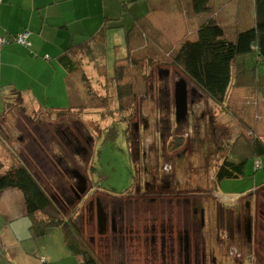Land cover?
Returning a JSON list of instances; mask_svg holds the SVG:
<instances>
[{
  "label": "rangeland",
  "instance_id": "rangeland-1",
  "mask_svg": "<svg viewBox=\"0 0 264 264\" xmlns=\"http://www.w3.org/2000/svg\"><path fill=\"white\" fill-rule=\"evenodd\" d=\"M96 49L89 58L81 50L75 59L87 76L82 72L71 79L74 111H28L17 97L9 99L7 111L0 116V174L23 162L43 175L42 185L56 204L50 214L57 218L69 210L73 218L80 214L84 237L95 242L103 264H163L160 255H144L145 242L139 236L144 238L146 226L169 225L172 213L175 233L191 232L199 261L205 255L201 262L206 264H264V255L252 250L257 246L264 252L259 238L264 237V187H256L264 181V166L255 171L252 155L257 142L264 144V99L258 96L264 94V76L258 78L264 74V63H258L253 54L246 58V68L242 60L241 65L235 63L232 85L219 105L174 67L178 48H164L167 53L161 60L146 55V48L129 49L124 61L119 60L124 48L111 43L105 52ZM115 67H123L122 100L116 90ZM243 70L247 71L241 76ZM181 78L189 84L188 117L177 123L174 83ZM127 128L138 158L135 164ZM41 144L50 150L40 149ZM143 153L147 154L144 160ZM244 156H248L245 175L217 182L216 172L227 157ZM80 178L87 188L78 199L63 186L70 187ZM98 202L108 208L109 219L111 212L116 213L118 232L108 227L101 234ZM122 215L125 226L128 221L134 232L124 230L116 240ZM247 222L252 223L251 237L254 233L251 244L244 236ZM176 247L178 253V241ZM177 256L171 262L167 255L164 264H180Z\"/></svg>",
  "mask_w": 264,
  "mask_h": 264
},
{
  "label": "crops",
  "instance_id": "crops-1",
  "mask_svg": "<svg viewBox=\"0 0 264 264\" xmlns=\"http://www.w3.org/2000/svg\"><path fill=\"white\" fill-rule=\"evenodd\" d=\"M208 6L207 12L196 14L191 0H1L0 37L9 39L27 31L31 45L10 43L0 51V110L10 104L8 98L21 96L24 110L69 112L71 79L82 72L87 76L84 67L77 64L78 70L71 72L63 63L67 57H77V50L89 58L88 47L103 50L112 43L124 48L121 61L129 56V49L139 48L161 60L167 53L164 48L195 41L207 20L213 19L231 40L258 22L256 0H209ZM103 30L106 41L95 43ZM242 61L246 68L247 61ZM44 147L50 150L49 145ZM36 220L43 222L46 217L39 213ZM74 254L60 228L34 226L20 190L0 192V264H42V258L45 264H81Z\"/></svg>",
  "mask_w": 264,
  "mask_h": 264
},
{
  "label": "trees",
  "instance_id": "trees-1",
  "mask_svg": "<svg viewBox=\"0 0 264 264\" xmlns=\"http://www.w3.org/2000/svg\"><path fill=\"white\" fill-rule=\"evenodd\" d=\"M191 2L196 14H202L209 10V0H191ZM256 6L258 22L255 27L240 31L236 38L231 40L226 36L223 28L213 19L207 20L200 26L198 38L195 41L186 40L182 42L173 56L172 64L174 67L179 68L181 73L203 91L209 100L219 105L224 103L232 85L235 63L241 65L239 60H246L250 54H253L258 63H264V0H256ZM95 39H97L95 43L96 41H106L105 30ZM93 49L96 52L95 47H88L86 52L90 54ZM103 51L105 52V49ZM77 53L81 52L77 50ZM73 58L75 59L76 55ZM74 59L67 57L63 60L71 72L78 70ZM122 70L123 67L114 68L119 100L123 98L120 85L123 78ZM246 71L242 73L244 74ZM263 76L259 75L258 78ZM16 97L22 101L21 96ZM71 99L72 105L69 111L75 110L72 95ZM7 100L9 102V98ZM8 105L7 108L5 106L1 115L8 109ZM120 105L122 106V104ZM128 130L129 128L126 130V140L129 143ZM253 150L254 156L257 155L255 157V171H258L264 166L263 161H261V156L264 155V144L257 142ZM247 157H227L216 172L217 182L221 184L226 179H237L245 175ZM258 162L260 165L257 166ZM263 184L264 181L256 187ZM7 189H18L23 193L25 213L34 226L44 227L45 230L60 228L63 231L66 245L75 253V256L81 258V264H103L99 260L95 248L84 237L83 227L78 219L74 220L72 216L63 217L62 215L57 218L50 214L51 208L56 205L55 199L48 193L37 174L26 163L22 162L18 166H12L0 176V192ZM39 213L44 214L45 221L38 222L36 220Z\"/></svg>",
  "mask_w": 264,
  "mask_h": 264
},
{
  "label": "flooded vegetation",
  "instance_id": "flooded-vegetation-1",
  "mask_svg": "<svg viewBox=\"0 0 264 264\" xmlns=\"http://www.w3.org/2000/svg\"><path fill=\"white\" fill-rule=\"evenodd\" d=\"M126 59H127V57H126ZM169 73L170 72L168 71L167 75H169ZM174 84H176V82ZM191 84H193V82H191ZM188 86H189V84H187V88H188ZM188 94H189V91H188ZM168 103H170V101H168ZM167 108H169V107H167ZM131 145H132V142L130 140L129 151L131 152V155L133 157V161L135 164V159H138V158L135 155V153L133 152L134 150L131 148ZM139 154H140V149L137 150L138 157H139ZM146 155H147L146 153H143V155H142L143 160L146 159ZM135 167H136V165H135ZM75 172H77V171H74V174H75ZM75 175L77 176L78 174L76 173ZM168 183H169V181H167L165 183V185L169 186L170 184H168ZM260 187H264V184L259 186V188ZM86 188H87V183L83 184V181L81 180V178L79 180L78 179L75 180V183H72L70 187L69 186L68 187L63 186L64 190L69 189V191L74 193L73 195H75V197H77L78 199H79V195L82 193L81 190L84 191V189H86ZM66 199H68L66 201H67V203H69V205H73L72 204L73 202H70V201H72V199H70V197H67ZM255 203L259 204L258 201H255ZM98 205L99 206H97V221H98L99 227H101V228H99L101 234H103L102 233L103 230L104 231L107 230L108 227H110V229L113 233L118 232L117 228L119 229V227H117L116 213L111 212V216L109 219V216L107 215V209L108 208H106V206H103L99 202H98ZM247 205L251 206V203H249ZM171 207H172V203L169 202V209H171ZM262 207H264V201H262ZM99 208L101 209V211ZM100 212H102V216H101ZM260 213H263V211L258 212L259 215H260ZM66 216H69V217L73 216V212L69 210L68 212H66ZM169 216H171V219H169V221H170L169 225L168 224H161L160 226L152 225V226H146V227H144V229H142V232H144L145 236H144V238L142 236H139V238L141 240L144 239V242H145V253H144V255L146 257H148V256L156 257V254L160 255L161 259L163 260V264L166 263V261H167V255H169V258H170V260H168V261H171V262H175V260H176L175 256L178 255L177 257H179L180 264H206V263L201 262L205 259V255L203 256V260H201V261H199L197 258V248L195 247V244L191 242V236H190L191 232H189L186 229H183V230H179L178 233H175V230L173 227L174 214L172 213ZM79 217H80V214H78L75 218L79 219ZM75 218H73V219L75 220ZM121 220H122V224L120 226V232H119L120 235L116 236V240L118 237L120 239L122 238V235L126 232V231L124 232V230H127L128 233H130V234L134 232V230H133L134 228L129 227L128 221H127V226H125V223H123L125 220L124 215H122ZM202 223H203V225L205 224L204 220L202 221ZM261 224L264 225V223H261ZM251 225H252L251 222H247V224L245 225V228H244V231L246 232V234H244V236L246 235L247 242L250 244H251V241H253V237H254V233L251 237V232H252V226ZM259 238L261 239V242L264 243V237L262 238V236L259 235ZM176 239L178 241V246H179L178 253H177V247H176V242H177ZM263 243H261L262 246H263ZM90 244L93 248H95V242L94 241L90 240ZM139 249H142V248H139ZM252 250L256 254L261 253L262 255H264V252L263 251L260 252V249L257 246H255V249L253 247ZM214 261H215V259H214Z\"/></svg>",
  "mask_w": 264,
  "mask_h": 264
},
{
  "label": "water",
  "instance_id": "water-1",
  "mask_svg": "<svg viewBox=\"0 0 264 264\" xmlns=\"http://www.w3.org/2000/svg\"><path fill=\"white\" fill-rule=\"evenodd\" d=\"M167 72L168 71L165 72L166 75ZM174 105L177 123L186 120L188 117V88L186 79L184 78H181L174 86ZM81 180L83 184L86 183L84 178H81ZM81 192L83 193L84 191L81 190ZM100 214L102 216V212H100Z\"/></svg>",
  "mask_w": 264,
  "mask_h": 264
},
{
  "label": "built area",
  "instance_id": "built-area-1",
  "mask_svg": "<svg viewBox=\"0 0 264 264\" xmlns=\"http://www.w3.org/2000/svg\"><path fill=\"white\" fill-rule=\"evenodd\" d=\"M29 36H30V33L26 31L24 33H20L19 35H15L9 39L0 37V51L3 46L10 44V43H17L25 47H29L31 45L29 42ZM258 165H260V162L257 163V166ZM41 261H42V264H45V258H42Z\"/></svg>",
  "mask_w": 264,
  "mask_h": 264
}]
</instances>
